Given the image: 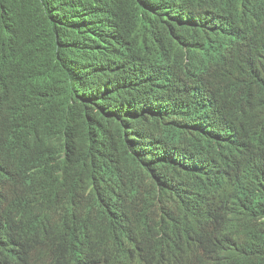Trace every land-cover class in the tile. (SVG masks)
Masks as SVG:
<instances>
[{
	"label": "trees",
	"instance_id": "trees-1",
	"mask_svg": "<svg viewBox=\"0 0 264 264\" xmlns=\"http://www.w3.org/2000/svg\"><path fill=\"white\" fill-rule=\"evenodd\" d=\"M154 4L0 0V156L11 140L19 155L41 157L19 178V215L37 217L23 226L13 264H264V62L223 80L209 106L190 99L189 124L152 114L135 93L136 69L148 55L172 53L167 36L153 33ZM218 107L236 109L241 149L228 146L226 130L195 133L196 119L211 125L205 112ZM89 166L91 176L81 170ZM47 172L54 183H78L71 195L97 205L114 175L148 176L153 188L127 197L126 215L99 227L98 249L85 259L77 241L51 253L39 246L35 225L61 196L48 191L41 202ZM136 218L142 229L129 246L126 220Z\"/></svg>",
	"mask_w": 264,
	"mask_h": 264
},
{
	"label": "clouds",
	"instance_id": "clouds-1",
	"mask_svg": "<svg viewBox=\"0 0 264 264\" xmlns=\"http://www.w3.org/2000/svg\"><path fill=\"white\" fill-rule=\"evenodd\" d=\"M158 1L159 5L154 4L151 8L156 18L153 33L167 36L166 43L172 53L148 55L147 60L137 66L135 93L150 102L148 108L152 114L165 113L175 123L186 118L189 124L196 116V112L188 108L190 99L198 96L204 101L206 95L216 94L215 89L223 80L235 82L239 74H248L247 64L264 62V0ZM259 71L263 69L250 75ZM0 106H4L1 98ZM4 109L0 108V119ZM235 113L236 109L222 110L221 107L208 110L205 118H213L212 124L206 126L208 130L202 127L195 133L215 134L218 130H226L228 146L239 150L246 138L233 126ZM5 145L7 151L0 156V255L4 264H13L23 226L37 217L36 214L23 219L19 215V178L28 160L41 157L35 151L33 155H19L22 148L11 140H7ZM131 147L136 150L132 142ZM177 150L170 157L173 160L169 161H175ZM81 170L90 176L94 173L92 166ZM141 172L148 171L144 167ZM106 177H101V182ZM145 178L141 175L133 178L111 176V181L106 183L104 201L97 205L71 195L70 188L78 183L66 181L60 185L59 178L54 183L47 172L41 202L45 201L48 191L57 190L61 196L47 209L52 221L44 226L43 222L35 225L39 246L46 253L54 250L47 245L52 238L45 240L41 231L43 229L46 233L50 227L64 245L77 241L81 256L85 259L91 257L98 249L99 227L108 220L126 215L125 194L139 195L146 186H149V191L152 190L151 180ZM126 224L133 232L128 242L129 246H133L142 229V221L129 219Z\"/></svg>",
	"mask_w": 264,
	"mask_h": 264
},
{
	"label": "bare ground",
	"instance_id": "bare-ground-1",
	"mask_svg": "<svg viewBox=\"0 0 264 264\" xmlns=\"http://www.w3.org/2000/svg\"><path fill=\"white\" fill-rule=\"evenodd\" d=\"M210 20V19H209ZM229 45H230V43H229ZM196 66L197 67H199L200 66V64H196ZM162 83H164V82H162ZM201 96V95H200ZM205 100L206 101H202L204 104H206L207 106H209V101H207V98H205ZM211 110V109H210ZM199 119H196V125L197 126H200V123H201V126L200 127H205V123H204V121L202 120V121H198ZM206 128V127H205ZM206 130H208L207 128H206ZM132 144H133V146H135L136 148H137V145H135V143H133L132 142ZM167 152V150H165V153ZM166 155V154H165ZM165 155H163V156H165ZM166 157V156H165ZM170 157V156H169ZM170 160H173L172 158H169ZM168 160V159H167ZM175 160V159H174ZM203 165V163H201L200 164V166H202ZM149 177L147 176L146 178H145V180L146 179H148ZM214 178H217V176L216 177H214ZM150 179V178H149ZM151 181H152V179H150ZM152 183V182H151ZM147 187H149V186H146V188H143V190H142V192H139V196H141V195H144V193L145 192H147V191H149V189L150 188H147ZM127 197L129 196V194H125ZM52 221V217L51 216H49V215H45L44 216V218H43V225L42 226H44L45 225V223L46 222H51ZM42 231V235H43V238L45 239V240H47V239H49V238H52V242H47V245L49 246V247H52V248H56V249H62V248H64L65 247V245H64V243H63V241L60 239H58L56 236H58V234L57 233H55L53 230H51L50 229V227L48 228V230L46 231V233H43V229L41 230Z\"/></svg>",
	"mask_w": 264,
	"mask_h": 264
},
{
	"label": "water",
	"instance_id": "water-1",
	"mask_svg": "<svg viewBox=\"0 0 264 264\" xmlns=\"http://www.w3.org/2000/svg\"><path fill=\"white\" fill-rule=\"evenodd\" d=\"M201 61H203V59H201Z\"/></svg>",
	"mask_w": 264,
	"mask_h": 264
}]
</instances>
